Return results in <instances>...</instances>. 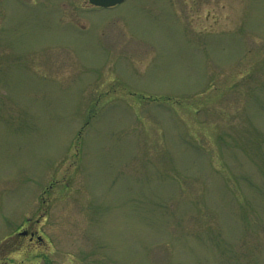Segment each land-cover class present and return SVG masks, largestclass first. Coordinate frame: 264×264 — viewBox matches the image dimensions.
<instances>
[{
    "label": "rangeland",
    "instance_id": "1",
    "mask_svg": "<svg viewBox=\"0 0 264 264\" xmlns=\"http://www.w3.org/2000/svg\"><path fill=\"white\" fill-rule=\"evenodd\" d=\"M2 260L264 264V0H0Z\"/></svg>",
    "mask_w": 264,
    "mask_h": 264
},
{
    "label": "flooded vegetation",
    "instance_id": "2",
    "mask_svg": "<svg viewBox=\"0 0 264 264\" xmlns=\"http://www.w3.org/2000/svg\"><path fill=\"white\" fill-rule=\"evenodd\" d=\"M23 231H25V236H23V237L27 239V245L28 246H32L34 249L38 245L43 244V239L40 238V236L37 234L36 231H30V230H23ZM15 246H16V248H18L17 245H15ZM29 248H31V247H29ZM28 252H29V250H28ZM0 264H16V263L14 261H11V260H8V261L2 260L0 262ZM21 264H23V262Z\"/></svg>",
    "mask_w": 264,
    "mask_h": 264
},
{
    "label": "water",
    "instance_id": "3",
    "mask_svg": "<svg viewBox=\"0 0 264 264\" xmlns=\"http://www.w3.org/2000/svg\"><path fill=\"white\" fill-rule=\"evenodd\" d=\"M90 4L100 7H110L121 3L123 0H88Z\"/></svg>",
    "mask_w": 264,
    "mask_h": 264
}]
</instances>
